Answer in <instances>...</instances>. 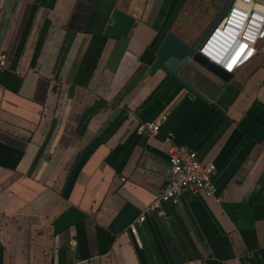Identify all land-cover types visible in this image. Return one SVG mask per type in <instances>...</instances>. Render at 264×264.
<instances>
[{
	"label": "crops",
	"instance_id": "0c3cea01",
	"mask_svg": "<svg viewBox=\"0 0 264 264\" xmlns=\"http://www.w3.org/2000/svg\"><path fill=\"white\" fill-rule=\"evenodd\" d=\"M232 2L0 0V264H264V46L228 82L178 70L212 105L147 75L167 32L196 48ZM113 8L125 38L103 35ZM170 147L214 164L216 192L137 223Z\"/></svg>",
	"mask_w": 264,
	"mask_h": 264
},
{
	"label": "built area",
	"instance_id": "2783aa9c",
	"mask_svg": "<svg viewBox=\"0 0 264 264\" xmlns=\"http://www.w3.org/2000/svg\"><path fill=\"white\" fill-rule=\"evenodd\" d=\"M264 46V0H233L221 19L199 42L195 52L222 71L233 74L248 63ZM160 123L144 121L136 133L149 137L159 131ZM215 166L203 163L196 152L185 147H170L166 181L157 199L137 217L142 223L147 213L160 210L165 203L178 204L185 195L209 198L216 192ZM135 234V225L129 226Z\"/></svg>",
	"mask_w": 264,
	"mask_h": 264
},
{
	"label": "water",
	"instance_id": "95a60500",
	"mask_svg": "<svg viewBox=\"0 0 264 264\" xmlns=\"http://www.w3.org/2000/svg\"><path fill=\"white\" fill-rule=\"evenodd\" d=\"M109 23H106L103 29V35L109 38L117 39L119 37H127L133 28L135 19L127 13L113 8L108 17ZM196 48L189 47L179 37L172 32H167L156 53L155 59L149 66L148 76H153L157 71L165 72L171 79L178 82L192 96L207 105H212L205 96L191 87L179 74L178 70L182 68L189 60L207 68L209 71L220 77L223 81H230L232 74L222 71L217 66L208 63L195 52Z\"/></svg>",
	"mask_w": 264,
	"mask_h": 264
}]
</instances>
